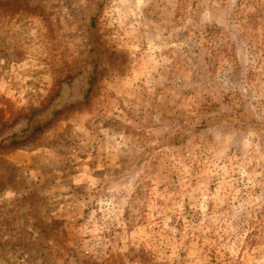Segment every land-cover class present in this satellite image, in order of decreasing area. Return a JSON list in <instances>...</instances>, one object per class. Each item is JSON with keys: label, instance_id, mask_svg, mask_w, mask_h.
I'll list each match as a JSON object with an SVG mask.
<instances>
[{"label": "rangeland", "instance_id": "obj_1", "mask_svg": "<svg viewBox=\"0 0 264 264\" xmlns=\"http://www.w3.org/2000/svg\"><path fill=\"white\" fill-rule=\"evenodd\" d=\"M0 264H264V0H0Z\"/></svg>", "mask_w": 264, "mask_h": 264}]
</instances>
